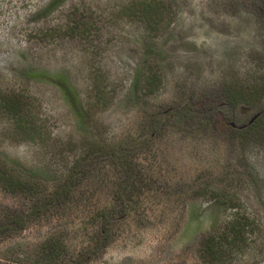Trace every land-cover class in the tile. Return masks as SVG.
<instances>
[{
    "label": "rangeland",
    "instance_id": "1",
    "mask_svg": "<svg viewBox=\"0 0 264 264\" xmlns=\"http://www.w3.org/2000/svg\"><path fill=\"white\" fill-rule=\"evenodd\" d=\"M137 1L0 0V90L28 98L39 121L67 142L83 135L75 132L76 117L54 81L59 76L81 98L94 72L110 77L120 100L104 119L116 134H140L146 112L157 107L166 111L199 97L217 99L235 80L264 82V0H160L167 5L166 19L155 31L136 15ZM145 64L163 76L160 89L142 99L128 96L132 78ZM254 110L245 105L230 113L224 107L217 122L229 118L241 126ZM258 129L235 136L218 124L195 125L187 134L171 127L159 146L174 166L172 174L184 177L181 192L198 185L218 188L238 207L224 211L216 198L190 199L188 192L183 217L175 210L170 217L156 212L148 222L131 219L92 264H210L200 240L233 213L248 219L246 237L231 243L219 264H264V137ZM1 152L26 165L54 161L51 151L16 140L5 116ZM41 235L29 230L11 244L33 250Z\"/></svg>",
    "mask_w": 264,
    "mask_h": 264
},
{
    "label": "trees",
    "instance_id": "2",
    "mask_svg": "<svg viewBox=\"0 0 264 264\" xmlns=\"http://www.w3.org/2000/svg\"><path fill=\"white\" fill-rule=\"evenodd\" d=\"M166 8L160 0H138L135 13L155 31L166 19ZM54 81L76 117L75 132L83 135L67 142L58 140L39 121L28 98L0 90V119L8 118L12 136L51 151L54 160L26 165L0 153V189L6 199L0 202V246L6 253L0 256V264H92L123 234L131 219L148 222L156 212L170 217L175 210L183 217L188 192L190 199L216 198L224 211L238 207L233 196L218 188L198 185L181 192L184 177L172 174L174 166L163 158L159 142L171 127L187 134L195 125H223L235 136L257 127L256 133L264 137L263 81L235 80L217 99L204 96L166 111L161 106L147 111L140 134H116L105 121L104 114L120 99L102 71L91 75L85 98L68 79L59 76ZM162 83L157 68L145 64L132 78L127 95L152 96ZM245 105L255 109L245 128L230 125L229 118L217 122L224 107L233 113ZM257 113L261 115L249 123ZM247 220L233 213L222 228L206 233L200 240L204 260L219 264L229 255V245L246 237ZM29 230L42 234L35 248H14L11 243Z\"/></svg>",
    "mask_w": 264,
    "mask_h": 264
},
{
    "label": "water",
    "instance_id": "3",
    "mask_svg": "<svg viewBox=\"0 0 264 264\" xmlns=\"http://www.w3.org/2000/svg\"><path fill=\"white\" fill-rule=\"evenodd\" d=\"M261 113H258L256 114L251 120L249 123H253L259 116H260ZM230 125L232 126H235V127H240V128H245L247 125H241V126H238V124L235 122V121H230L229 122Z\"/></svg>",
    "mask_w": 264,
    "mask_h": 264
}]
</instances>
